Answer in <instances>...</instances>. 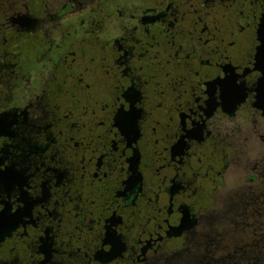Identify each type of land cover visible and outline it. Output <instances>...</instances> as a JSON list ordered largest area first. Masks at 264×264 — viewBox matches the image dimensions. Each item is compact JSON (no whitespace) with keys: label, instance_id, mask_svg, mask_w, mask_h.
<instances>
[{"label":"flooded vegetation","instance_id":"af4514ba","mask_svg":"<svg viewBox=\"0 0 264 264\" xmlns=\"http://www.w3.org/2000/svg\"><path fill=\"white\" fill-rule=\"evenodd\" d=\"M263 19L264 0H0V264H213L264 177Z\"/></svg>","mask_w":264,"mask_h":264},{"label":"trees","instance_id":"16d2710c","mask_svg":"<svg viewBox=\"0 0 264 264\" xmlns=\"http://www.w3.org/2000/svg\"><path fill=\"white\" fill-rule=\"evenodd\" d=\"M253 182L231 202L229 224L215 235L220 242L213 264H264V177Z\"/></svg>","mask_w":264,"mask_h":264},{"label":"water","instance_id":"95a60500","mask_svg":"<svg viewBox=\"0 0 264 264\" xmlns=\"http://www.w3.org/2000/svg\"><path fill=\"white\" fill-rule=\"evenodd\" d=\"M258 37L260 40V45L257 48L256 54H255V66L254 69L260 72V77L257 82V95H256V101L255 106L262 110L264 114V19L260 25L259 31H258ZM11 228H0V240L9 233Z\"/></svg>","mask_w":264,"mask_h":264},{"label":"rangeland","instance_id":"374dc122","mask_svg":"<svg viewBox=\"0 0 264 264\" xmlns=\"http://www.w3.org/2000/svg\"><path fill=\"white\" fill-rule=\"evenodd\" d=\"M244 174L235 173L231 175V186L232 188L239 187L244 180Z\"/></svg>","mask_w":264,"mask_h":264},{"label":"snow or ice","instance_id":"6c2138e0","mask_svg":"<svg viewBox=\"0 0 264 264\" xmlns=\"http://www.w3.org/2000/svg\"><path fill=\"white\" fill-rule=\"evenodd\" d=\"M127 115V114H126ZM0 163H2V162H0ZM0 170H2V169H0Z\"/></svg>","mask_w":264,"mask_h":264}]
</instances>
